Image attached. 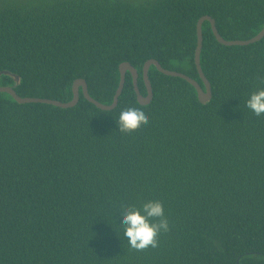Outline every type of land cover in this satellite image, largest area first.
Masks as SVG:
<instances>
[{
  "label": "trees",
  "instance_id": "trees-1",
  "mask_svg": "<svg viewBox=\"0 0 264 264\" xmlns=\"http://www.w3.org/2000/svg\"><path fill=\"white\" fill-rule=\"evenodd\" d=\"M227 40L264 28V0H28L0 4V85L22 97L70 101L83 78L110 104L119 66L157 59L202 83L200 17ZM207 103L187 80L149 71L142 105L127 73L118 105L19 103L0 92V264H264V115L246 107L264 88V38L225 45L203 23ZM149 122L119 132L127 107ZM163 203L170 231L132 250L122 208Z\"/></svg>",
  "mask_w": 264,
  "mask_h": 264
},
{
  "label": "water",
  "instance_id": "water-1",
  "mask_svg": "<svg viewBox=\"0 0 264 264\" xmlns=\"http://www.w3.org/2000/svg\"><path fill=\"white\" fill-rule=\"evenodd\" d=\"M205 21H209L211 24V28L213 31V34L217 38V40L225 45H248L251 43H255L261 39L264 38V28L254 37L250 39H245V40H227L225 39L219 32L217 25H216V19L213 18L210 15H204L200 17L197 23V38H198V45L195 51V64L197 66L200 78L202 79V83L198 82L196 79L190 77L189 75L177 71V70H172V69H167L162 66V64L157 60V59H150L148 60L144 67H143V78L144 82L147 88V94L144 95L141 93L139 86H138V78H139V72L138 70L130 63V62H123L120 64L119 69H120V83L119 87L115 93L114 100L110 104H105L100 102L99 100L95 99L94 97L91 96L88 88V83L85 79L79 78L77 79L74 84H73V99L70 101H61L58 99H48V98H41V97H22L20 96L17 91L15 90L16 85L10 86V85H0V92H5L9 93L17 102L19 103H30V102H36V103H46V104H51L54 106L62 107V108H69L77 105V103L80 100V90L82 88L83 94L87 100H89L91 103L95 104L98 108L103 109V110H112L114 109L119 102V98L124 90L125 83H126V76L127 73L130 72L133 76L134 80V86H135V92L137 94V99L140 104L142 105H147L149 104L153 98H154V91H153V86L152 82L149 78V71L152 65H155L157 69L169 76H176V77H181L185 80H187L189 83H191L198 95V99L202 103H207L212 99L213 96V91H212V84L210 80L207 78L205 75L202 65H201V52L203 48V42H204V34H203V23ZM2 74H7L12 76L17 84L20 83L21 77L18 74L12 73L11 71L5 70L0 73Z\"/></svg>",
  "mask_w": 264,
  "mask_h": 264
},
{
  "label": "clouds",
  "instance_id": "clouds-1",
  "mask_svg": "<svg viewBox=\"0 0 264 264\" xmlns=\"http://www.w3.org/2000/svg\"><path fill=\"white\" fill-rule=\"evenodd\" d=\"M246 107L256 117L264 115V88L250 94ZM148 122L149 116L142 108L131 106L120 112L117 121L119 132L124 134L133 133ZM122 213L123 234L132 250L142 252L155 249L159 247L160 234L170 231L163 203L159 200H149L141 208L125 205Z\"/></svg>",
  "mask_w": 264,
  "mask_h": 264
},
{
  "label": "flooded vegetation",
  "instance_id": "flooded-vegetation-1",
  "mask_svg": "<svg viewBox=\"0 0 264 264\" xmlns=\"http://www.w3.org/2000/svg\"><path fill=\"white\" fill-rule=\"evenodd\" d=\"M23 1H28V0H0V4L4 3V2H19V3H21Z\"/></svg>",
  "mask_w": 264,
  "mask_h": 264
}]
</instances>
